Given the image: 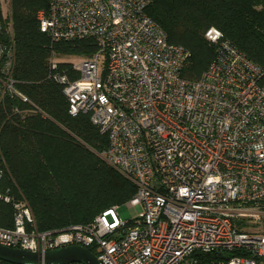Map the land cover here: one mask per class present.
Wrapping results in <instances>:
<instances>
[{
	"label": "built area",
	"instance_id": "2783aa9c",
	"mask_svg": "<svg viewBox=\"0 0 264 264\" xmlns=\"http://www.w3.org/2000/svg\"><path fill=\"white\" fill-rule=\"evenodd\" d=\"M147 4L49 0L38 15L52 40L96 42L92 55L71 62L76 78L58 72L53 56L48 77L63 85L68 113L89 114L106 135L102 158L135 185L125 202L133 216L123 220L112 205L88 222L39 231L26 199L0 191L13 206L0 244L42 253L92 247L100 264H201L195 252L233 250L215 264H264L263 70L210 26L215 58L198 78L181 76L190 52L168 42ZM14 57L9 0H0V99L14 92L26 101L13 87ZM247 219L260 226L238 227Z\"/></svg>",
	"mask_w": 264,
	"mask_h": 264
},
{
	"label": "trees",
	"instance_id": "16d2710c",
	"mask_svg": "<svg viewBox=\"0 0 264 264\" xmlns=\"http://www.w3.org/2000/svg\"><path fill=\"white\" fill-rule=\"evenodd\" d=\"M48 3L9 0L13 87L27 100L14 92L0 99V154L5 163L0 191L26 199L39 231L88 222L135 193V185L102 158L106 135L89 114H69L63 85L48 77L51 56L88 57L97 49L92 38L52 40L41 30L38 15L47 12ZM146 13L162 27L168 42L189 50L181 76L198 78L215 58L216 45L204 36L214 26L262 68L264 83V0H148ZM57 71L70 79L78 76L70 61L58 59ZM12 225V202L0 197V226ZM238 253L194 254L201 264H215Z\"/></svg>",
	"mask_w": 264,
	"mask_h": 264
},
{
	"label": "water",
	"instance_id": "95a60500",
	"mask_svg": "<svg viewBox=\"0 0 264 264\" xmlns=\"http://www.w3.org/2000/svg\"><path fill=\"white\" fill-rule=\"evenodd\" d=\"M0 260L11 264H66L73 261L100 264L96 255L81 245H67L42 253L0 244Z\"/></svg>",
	"mask_w": 264,
	"mask_h": 264
},
{
	"label": "rangeland",
	"instance_id": "374dc122",
	"mask_svg": "<svg viewBox=\"0 0 264 264\" xmlns=\"http://www.w3.org/2000/svg\"><path fill=\"white\" fill-rule=\"evenodd\" d=\"M80 58L81 56H74V55H63V56L58 57L59 60L70 61L72 63L77 62ZM133 211L134 209L130 207L129 205H127L126 203L120 204L117 208V212L123 220L130 219L133 216ZM247 220H252V221L247 222L248 223L247 227H244L241 225H238V227L244 230H250V229L260 226L261 219L259 220L247 219Z\"/></svg>",
	"mask_w": 264,
	"mask_h": 264
}]
</instances>
